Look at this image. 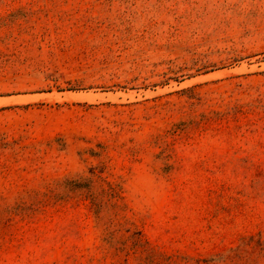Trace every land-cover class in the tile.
I'll list each match as a JSON object with an SVG mask.
<instances>
[{
	"label": "rangeland",
	"instance_id": "1",
	"mask_svg": "<svg viewBox=\"0 0 264 264\" xmlns=\"http://www.w3.org/2000/svg\"><path fill=\"white\" fill-rule=\"evenodd\" d=\"M0 264H264V0H0Z\"/></svg>",
	"mask_w": 264,
	"mask_h": 264
}]
</instances>
